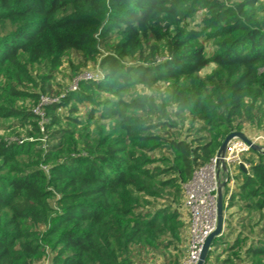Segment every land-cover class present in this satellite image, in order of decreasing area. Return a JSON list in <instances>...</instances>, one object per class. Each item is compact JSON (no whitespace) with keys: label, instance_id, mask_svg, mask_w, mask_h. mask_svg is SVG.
<instances>
[{"label":"trees","instance_id":"1","mask_svg":"<svg viewBox=\"0 0 264 264\" xmlns=\"http://www.w3.org/2000/svg\"><path fill=\"white\" fill-rule=\"evenodd\" d=\"M72 52V79L102 76L56 90ZM246 124L264 125V0H0V264H180L185 186ZM252 151L206 264H264Z\"/></svg>","mask_w":264,"mask_h":264},{"label":"built area","instance_id":"2","mask_svg":"<svg viewBox=\"0 0 264 264\" xmlns=\"http://www.w3.org/2000/svg\"><path fill=\"white\" fill-rule=\"evenodd\" d=\"M92 78H95L93 73L85 72L75 78L70 89L76 90L80 79ZM51 101H53L52 98L42 97L43 103ZM38 109L40 110L39 107ZM39 113H41V110ZM248 137L250 143L240 138L231 139L226 146L225 152L220 155L217 153L212 161L200 168L194 174L192 180L186 184L184 206L189 213V241L187 255L180 264L198 263L206 238L216 227L218 190L222 181H226L223 191L227 209L234 191V185L232 183L234 179H232L230 165L244 163L248 166L243 158V154L252 151L253 145L262 146V153H264V134L257 133ZM226 217L227 210L225 212V219Z\"/></svg>","mask_w":264,"mask_h":264},{"label":"rangeland","instance_id":"3","mask_svg":"<svg viewBox=\"0 0 264 264\" xmlns=\"http://www.w3.org/2000/svg\"><path fill=\"white\" fill-rule=\"evenodd\" d=\"M194 24V23H193ZM210 45V44H209ZM73 60L75 65H78L79 63L83 62L82 56L79 54H76L75 52H72L70 54H67L63 64L59 67L58 72L56 73V77L53 80V88H55L56 90L62 91L65 90L68 87H71V85L73 84L75 79H72L71 73V66L69 64V61ZM99 63L98 62H94V61H89L88 64L86 66H82L80 69V74L78 76H80L81 74L85 73V72H91L95 75V78H99L102 76V71L101 68L98 66ZM212 66L208 67L205 71L209 70ZM76 77V76H75ZM5 80V78H4ZM29 87V86H27ZM31 89L33 88L32 86L30 87ZM33 90V89H32ZM138 91L142 92H149V89H145L142 86L138 87ZM18 105H22L24 104L26 107L28 108H32L33 110H36V112H40V110L38 109V106L34 105L33 101H30L29 99L25 100V101H17ZM64 112V111H62ZM84 113V108L81 109L80 114ZM91 128H93V125L91 126ZM21 132V133H25V130L23 129H15V130H2L1 134L9 137L11 139H15L17 137V134ZM262 134H264L263 132H260ZM257 154H255L254 151H250L247 153L243 154V158H249L252 157L254 159L257 158L256 156ZM231 166V172H232V179H234V181L232 180L233 185L235 186V184L238 185L239 180H237V176H240V172H239V165L237 164H232ZM237 182V183H236ZM239 203L236 201L234 206H238ZM188 231V227H186L185 231L182 234V238L183 241L178 245V250L171 248V250L168 252V256L173 255L175 257L179 258V262L181 263L183 261V259L186 257L187 255V250H188V241H189V233H187ZM232 239V238H231ZM222 248V247H221ZM222 251V249H219L218 251H216V253L220 254ZM153 256V255H150ZM156 260H158L157 257H155ZM212 262H215V259H211Z\"/></svg>","mask_w":264,"mask_h":264},{"label":"water","instance_id":"4","mask_svg":"<svg viewBox=\"0 0 264 264\" xmlns=\"http://www.w3.org/2000/svg\"><path fill=\"white\" fill-rule=\"evenodd\" d=\"M233 138H240L246 142L250 143L249 137L247 134H245L243 131H233L230 134L226 136L224 139L220 150L218 151V155L225 152L226 146L229 143V141ZM253 150L262 152V146L260 145H253ZM239 168L243 172H248V168L246 164L240 163ZM221 186L218 190V198H217V223L215 229L208 235L206 238V241L202 247V251L200 254V258L197 264H206L207 258L209 256V252L212 248L213 242L216 238L220 237L223 234L224 231V225H225V212H226V206H225V197H224V191L223 187L226 185V181H222Z\"/></svg>","mask_w":264,"mask_h":264},{"label":"crops","instance_id":"5","mask_svg":"<svg viewBox=\"0 0 264 264\" xmlns=\"http://www.w3.org/2000/svg\"><path fill=\"white\" fill-rule=\"evenodd\" d=\"M242 131L247 134V136H253L257 133H260V132H263L264 133V125H262L261 127H257V126H254V125H250V124H246ZM248 168V166H247ZM237 202H239L238 200H236ZM239 208V205L238 206H233L231 209H230V212L232 211H236L238 210ZM188 233V231H187Z\"/></svg>","mask_w":264,"mask_h":264}]
</instances>
